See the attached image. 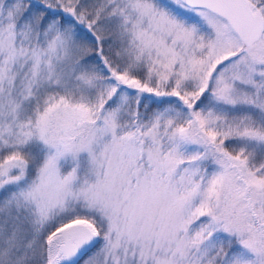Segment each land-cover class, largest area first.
Segmentation results:
<instances>
[{
  "label": "snow or ice",
  "instance_id": "6c2138e0",
  "mask_svg": "<svg viewBox=\"0 0 264 264\" xmlns=\"http://www.w3.org/2000/svg\"><path fill=\"white\" fill-rule=\"evenodd\" d=\"M0 264H264V0H0Z\"/></svg>",
  "mask_w": 264,
  "mask_h": 264
}]
</instances>
